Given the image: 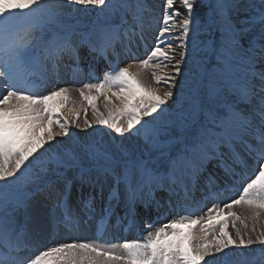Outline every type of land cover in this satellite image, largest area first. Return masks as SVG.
<instances>
[{
	"label": "snow or ice",
	"instance_id": "6c2138e0",
	"mask_svg": "<svg viewBox=\"0 0 264 264\" xmlns=\"http://www.w3.org/2000/svg\"><path fill=\"white\" fill-rule=\"evenodd\" d=\"M89 8L98 19L81 28L78 14ZM149 37L138 58L136 45ZM110 56L132 58L135 70L112 67ZM101 59L108 68L98 83L59 86L58 69L92 78ZM75 185L107 186L101 216L122 204L120 221L130 225L137 205L161 209L150 198L157 188L185 211L196 193L216 202L205 216L181 215L143 239L72 240L30 255L60 225L89 223V204L70 203ZM39 195L53 202L46 212L33 203ZM105 225L102 218L98 230ZM257 244L264 0H163L159 17L151 0H0V264H210Z\"/></svg>",
	"mask_w": 264,
	"mask_h": 264
},
{
	"label": "rangeland",
	"instance_id": "374dc122",
	"mask_svg": "<svg viewBox=\"0 0 264 264\" xmlns=\"http://www.w3.org/2000/svg\"><path fill=\"white\" fill-rule=\"evenodd\" d=\"M90 12H94V13H96V16H97V12H96L95 10L89 8V9L86 10V11H81V12L78 14V18L84 20V19H86V17L89 16V13H90ZM147 79H148V82H149V83H152V80H151V74H150V73L148 74ZM154 86L159 87V90L162 92V88H161L162 86H159V85H154ZM104 104H105V102H104ZM104 111H105V114H106V109H105V108H104ZM91 118L93 119V116H91ZM80 123H81V124L83 123V118L80 119ZM77 131H78V133L81 135L80 130L77 129ZM63 139H64V138H63ZM257 248H264V246H261V245H258V244H257V245H252V246H250V247L247 248V249H241V250L233 251L232 253L228 254L227 256H220V255H217V256L213 257V259H217V258H218L219 260L225 262V260L229 259L230 256H231V258H232V257H234V256H241L240 254H250V253L253 254V253H255V252L257 251ZM250 256H251V255H250ZM250 256H249L248 258H250ZM247 263H250V260H249V259L246 260V261H244V257H242V258H238L237 264H247Z\"/></svg>",
	"mask_w": 264,
	"mask_h": 264
}]
</instances>
